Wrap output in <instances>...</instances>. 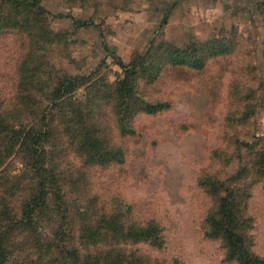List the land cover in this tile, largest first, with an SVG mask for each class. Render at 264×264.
<instances>
[{"label":"rangeland","instance_id":"obj_1","mask_svg":"<svg viewBox=\"0 0 264 264\" xmlns=\"http://www.w3.org/2000/svg\"><path fill=\"white\" fill-rule=\"evenodd\" d=\"M90 1V6H79L75 0L42 1L49 10L46 18L51 29L72 33L70 44L55 48L52 57L59 73L95 71L94 82L115 84L125 74L115 56L127 63L138 52H151L161 44L193 50L215 39L232 48L228 54L209 57L203 69L169 65L153 83L139 82L143 96L170 100L172 107L155 114H138L132 120L136 132L123 138L114 127H107L111 141L125 151L121 163L89 162L58 126L48 150L70 209L69 218L61 225L69 247L87 242L80 237L85 221L116 213L123 223L150 219L158 222L161 247L144 242L132 245L154 261L240 264L227 259L221 239L205 234L204 220L212 202L197 186L196 178L204 167H221L216 166L210 154L223 146L225 117L232 110L231 103L238 104L246 97L248 104L256 103L251 106L253 118L248 125L238 126L237 132L244 138L256 132L262 138L258 146L264 144L263 0H119L117 8L104 0ZM73 18L93 19L97 25L77 29ZM9 33L0 37V69L6 68L4 73L12 75L25 42L16 33ZM87 92L84 85L76 96L85 99ZM254 156L246 152L245 161ZM5 165L8 171L23 173L19 180L30 184L22 154H14ZM252 188L246 215L253 218V226L246 229L245 235L247 245L264 256V183H254ZM18 196L10 200L16 208L20 205ZM83 211H90L89 215L80 214ZM82 217L85 220L80 222ZM41 221L38 237L44 240L37 246L36 238L28 237L30 232L15 241L18 264H59L57 250L46 244L54 245L47 238L60 224H47L46 218ZM110 238L106 233L104 239Z\"/></svg>","mask_w":264,"mask_h":264},{"label":"trees","instance_id":"obj_2","mask_svg":"<svg viewBox=\"0 0 264 264\" xmlns=\"http://www.w3.org/2000/svg\"><path fill=\"white\" fill-rule=\"evenodd\" d=\"M42 1L0 0V37L14 32L25 42L24 53L16 60L12 75L4 73L6 68L0 69V170H6L8 158L20 153L24 172L30 178V184L24 185L25 181L19 180L23 173L4 170L0 174V264H18L15 241L24 232L36 238L35 246L44 240L43 236L38 237L42 218H46L47 224H60L51 237H45L54 244L46 245L57 250L59 264H175L154 261L132 246L141 242L163 245L161 228L154 219L123 223L116 213L103 214L81 225L80 237L87 241L84 246L69 247L61 225L69 218L70 209L48 143L61 125L68 142L89 162L121 163L125 151L111 141L108 128L114 127L123 138L136 132L132 120L138 114H155L172 107L170 100H149L143 96L139 82L153 83L169 65L203 69L209 57L228 54L232 47L215 39L193 50L161 44L151 52H138L127 63L115 56L124 69V77L115 84L100 85L97 80L94 82L95 71L72 75L59 73L53 67L55 48L69 45L72 33L51 29L46 18L49 10ZM104 1L115 8L120 6L119 0ZM90 2L75 0L79 6H90ZM73 21L77 29L97 25L93 19ZM165 47L168 49L164 50ZM3 78H7L5 83ZM84 85L88 92L85 99H80L76 92ZM255 105L248 104L247 97L229 105L232 110L225 117L223 146L210 154L216 166L221 167H204L196 178L197 186L212 202L204 220L205 234L221 239L227 259L240 264H264V256L247 245L245 235L246 229L253 226V218L246 215L252 187L259 181L264 183V144L258 146L262 138L256 132L245 138L237 132L238 126L249 124L254 115L251 106ZM246 152L255 154L253 160L245 161ZM17 195L19 208L10 201ZM88 212L80 214L89 215ZM83 220L84 217L80 222ZM106 233L110 240L104 239Z\"/></svg>","mask_w":264,"mask_h":264}]
</instances>
